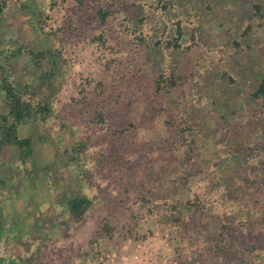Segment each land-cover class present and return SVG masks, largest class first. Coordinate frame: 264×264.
<instances>
[{
    "label": "rangeland",
    "instance_id": "rangeland-1",
    "mask_svg": "<svg viewBox=\"0 0 264 264\" xmlns=\"http://www.w3.org/2000/svg\"><path fill=\"white\" fill-rule=\"evenodd\" d=\"M55 1L51 18L36 23L20 0H0V79L9 69L17 87L30 86L55 111L19 125V136L32 139L30 154L0 147V264L30 257L39 264H264V180L249 177L264 175V143L252 145L246 130L210 136L219 146L243 144L242 165L223 172L240 174L245 188L225 199L236 222L205 217L226 184L203 182L216 168L201 166L199 110L205 91L233 79L227 65L238 56L240 29L233 11L217 0H125L101 24L98 3L110 0ZM52 48L66 58L53 80L51 63L38 65L30 54ZM171 71L181 81L156 93L157 77ZM253 109L262 115L264 103ZM7 112L0 91V114ZM85 139L93 144L78 156ZM77 196L94 201L80 222L66 204ZM195 197L203 210L190 205Z\"/></svg>",
    "mask_w": 264,
    "mask_h": 264
},
{
    "label": "crops",
    "instance_id": "crops-1",
    "mask_svg": "<svg viewBox=\"0 0 264 264\" xmlns=\"http://www.w3.org/2000/svg\"><path fill=\"white\" fill-rule=\"evenodd\" d=\"M217 3L221 7L233 11L234 14L229 19H237L236 24L240 27V29H237L239 38L236 39L238 49H234L233 53L237 50L236 54L238 56L234 57L231 60L232 63L227 65V71L233 76V79L227 78L228 80L224 79L222 82H218L216 84L217 88L211 94H209L207 88V91L204 92L206 95L202 97L201 101H205L206 105L200 107L199 114L200 118L203 119L201 125L205 131L204 134L200 132V138L203 136L205 138H201L199 141L203 154L202 160L206 158L202 162L205 163V167L201 165L202 168H216V171L212 172L205 170L208 173H204L206 177L204 176L203 182L226 184V186L219 189L223 192L221 195L215 194L214 199H217V203L215 206L208 207L205 217H210L207 220L213 223H215L216 217L218 222L215 224L219 225L221 221L220 226H229L236 222V209L226 207L225 199L233 201V199H237L246 192H244L245 188L240 189L238 186L241 184L240 174L231 172L232 174L226 175L223 172L229 171L231 168L233 171V169L242 165V161H239L237 154L240 150L238 149L239 145L243 144L235 140L233 144L228 143L219 146L215 141L210 140V136L218 129L226 131V134H230V132L234 134L233 129L239 130V132L240 130H246L252 145L261 146L264 143V121L263 123L261 121L264 112L259 115L258 111L256 112L255 108L253 109L254 105L264 103V101L252 96L257 85L264 77V0H217ZM256 8L260 9V12L256 13L254 11ZM223 22L225 20L221 18L219 24ZM230 40H234L233 36L232 38L227 36L223 41L230 46ZM230 50H232L231 46ZM242 73H245V75ZM213 104H218V106L214 108L215 105ZM249 116L257 117L252 122ZM210 120L214 125L208 122ZM250 168L249 172L251 171ZM250 176L251 178L259 177V180H264L262 173H255V175L250 173ZM263 182L261 181V183ZM206 194V197L210 199L214 196L208 192Z\"/></svg>",
    "mask_w": 264,
    "mask_h": 264
},
{
    "label": "trees",
    "instance_id": "trees-1",
    "mask_svg": "<svg viewBox=\"0 0 264 264\" xmlns=\"http://www.w3.org/2000/svg\"><path fill=\"white\" fill-rule=\"evenodd\" d=\"M22 8L26 9L32 15H34V20L38 23L42 16L44 19L51 18L48 12H51L56 7L55 0H20ZM101 2V0H99ZM164 0H159L163 3ZM166 1V0H165ZM79 6H83L89 3V0H77ZM96 2H98L96 0ZM126 1L110 0V2L98 3L97 7V20L104 24L111 16L116 15L122 7H125ZM167 3L164 2L162 6H155L156 8L163 7L166 8ZM182 32L179 31L178 37L175 40V47H179V38ZM172 45V42L168 43ZM170 45V46H171ZM1 53V50H0ZM30 54L33 56L35 62L40 65L44 61H49L51 63V69L47 74L50 79H57L61 70L64 66V60L66 58L62 49H48V50H30ZM5 65H0V69H5ZM11 73L9 69H6V75L0 79V91L5 95V101L8 107V112L0 114V147H5L9 145L17 146L24 154H30L32 151V139L30 137L21 138L18 134L19 125L27 120L40 119L42 121H47L53 116H55V111L53 108V103L39 100L36 98V92L30 86H25V88H19L14 84L12 80ZM182 79L181 74L171 71L169 75L161 74L157 77L155 81V91L159 93L165 89L176 86ZM253 97L257 99H262L264 101V77L257 85L255 91L252 94ZM92 141L85 139L77 144L75 151L78 156L82 155L87 149L92 145ZM204 201V200H203ZM94 201L89 196H77L70 198L66 204L68 206V213L76 220L80 222L86 216L88 210L93 205ZM198 205L200 210L205 208L204 202L200 197H195L190 201V205ZM104 231L111 235L112 227L104 225ZM15 264V263H13ZM22 264H39L34 258L30 257L29 261L23 262Z\"/></svg>",
    "mask_w": 264,
    "mask_h": 264
},
{
    "label": "built area",
    "instance_id": "built-area-1",
    "mask_svg": "<svg viewBox=\"0 0 264 264\" xmlns=\"http://www.w3.org/2000/svg\"><path fill=\"white\" fill-rule=\"evenodd\" d=\"M138 251L136 250L135 252H134V255H133V258L135 259V260H138L139 259V254L137 253Z\"/></svg>",
    "mask_w": 264,
    "mask_h": 264
}]
</instances>
